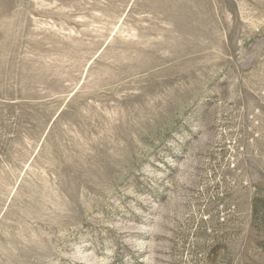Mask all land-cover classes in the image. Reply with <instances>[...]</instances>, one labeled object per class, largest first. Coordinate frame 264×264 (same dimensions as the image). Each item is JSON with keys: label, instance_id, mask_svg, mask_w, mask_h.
Segmentation results:
<instances>
[{"label": "rangeland", "instance_id": "obj_1", "mask_svg": "<svg viewBox=\"0 0 264 264\" xmlns=\"http://www.w3.org/2000/svg\"><path fill=\"white\" fill-rule=\"evenodd\" d=\"M0 264H264V0H0Z\"/></svg>", "mask_w": 264, "mask_h": 264}]
</instances>
